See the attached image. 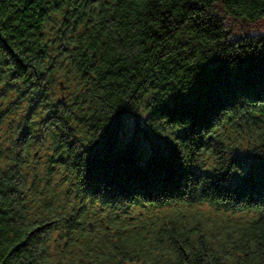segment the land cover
I'll list each match as a JSON object with an SVG mask.
<instances>
[{
  "label": "trees",
  "instance_id": "16d2710c",
  "mask_svg": "<svg viewBox=\"0 0 264 264\" xmlns=\"http://www.w3.org/2000/svg\"><path fill=\"white\" fill-rule=\"evenodd\" d=\"M0 264H264V0H0Z\"/></svg>",
  "mask_w": 264,
  "mask_h": 264
}]
</instances>
